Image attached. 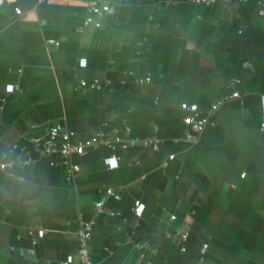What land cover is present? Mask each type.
Instances as JSON below:
<instances>
[{
	"label": "crops",
	"instance_id": "1",
	"mask_svg": "<svg viewBox=\"0 0 264 264\" xmlns=\"http://www.w3.org/2000/svg\"><path fill=\"white\" fill-rule=\"evenodd\" d=\"M106 1L97 28L84 26L82 1L0 0V163L14 144L27 147L17 157L32 160L23 182L0 168V264H63L78 245L79 213L94 219L98 264H264L258 1ZM182 101L204 112L224 102L188 139ZM57 123L98 144L67 158L33 151L25 139ZM155 136L156 152L115 142ZM112 155L120 161L110 169ZM73 164L81 170L68 181ZM111 187L120 200L107 197ZM186 223L182 252L175 232ZM38 229L45 236L33 245L29 231Z\"/></svg>",
	"mask_w": 264,
	"mask_h": 264
},
{
	"label": "built area",
	"instance_id": "2",
	"mask_svg": "<svg viewBox=\"0 0 264 264\" xmlns=\"http://www.w3.org/2000/svg\"><path fill=\"white\" fill-rule=\"evenodd\" d=\"M40 2L49 1V0H39ZM82 1L87 4L86 14L83 18L84 26L93 25L97 28L101 27V17L110 11V5L106 0H77ZM195 4H206L213 5L218 2L222 3H245L248 0H186ZM259 4L258 14L264 20V0H257ZM59 45L58 42H56ZM81 66H86V60H82L80 63ZM151 78L147 76L145 79H141L140 82H149ZM19 90L17 85H9L7 87L8 93H13ZM239 92L235 91L232 97H239ZM224 101L216 102L212 105V108L208 112L201 110L197 103L182 101L180 105L181 111L184 113L182 121L189 127L187 132V138L191 139L195 135L201 133L209 123V115L212 111L218 109ZM262 126L264 127V107H263V121ZM75 133L72 132L62 123H57L54 125L47 126L43 133L34 136L28 137L25 139L27 143L30 144L31 149L35 152H39L46 155L59 154L67 158L73 154L85 155L88 149L96 147L98 144L97 137L92 139H75ZM116 143L122 144L124 147L127 145L135 146L141 144L145 148H149L152 151H159L161 148L162 141L158 137H148L142 140L138 139H129L125 142L121 138H116ZM108 144V143H107ZM109 146H112L108 144ZM17 150L24 151L27 150L26 146H20L19 144H14L3 156V159L0 163V168L5 171L9 176L13 175V171H17L18 179L20 181H25V177L22 174L26 165L31 163V158L27 160H22L15 155ZM169 159H174V154L169 155ZM120 157L117 155H112L106 160V165L108 168H116L119 165ZM80 166L77 164L70 165L68 167V174L66 179L70 181L80 173ZM107 197H111L115 200L121 199V193L119 190H116L114 187H111L107 190ZM106 198L101 199L95 203L96 213H100L104 210ZM145 211V204L139 200L134 202L133 212L136 216L141 217ZM112 215L115 213L111 212ZM171 220L176 219V215L170 216ZM72 223V222H71ZM73 223H76L75 234L78 239V245L73 253L67 255L66 259L63 261V264H98L93 261L90 241L93 235V224L94 219H87L82 213H79L78 216L73 220ZM191 230V224L186 223L185 231H176L175 235L177 240L175 242L180 246L182 252L187 251L185 243L189 238V231ZM29 234L32 237L33 245H36L38 239H41L45 236V230L38 229L36 235L33 230L29 231ZM207 244H203L201 251L204 253L207 249Z\"/></svg>",
	"mask_w": 264,
	"mask_h": 264
}]
</instances>
